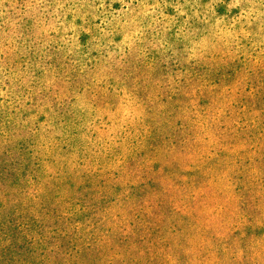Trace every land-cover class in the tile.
Here are the masks:
<instances>
[{
    "label": "rangeland",
    "instance_id": "374dc122",
    "mask_svg": "<svg viewBox=\"0 0 264 264\" xmlns=\"http://www.w3.org/2000/svg\"><path fill=\"white\" fill-rule=\"evenodd\" d=\"M174 95L225 99L247 124L264 118V0H0V175L26 172L43 184L71 176L78 197L85 184L113 195V184L149 181L153 163L190 165L189 108L184 100L174 109ZM168 113L173 119L158 131ZM172 186L164 208L137 204L148 212V239L162 238L168 219L181 220L167 215L175 197L178 214L212 225L220 245L246 215L239 207L230 217L215 212L227 201L223 191L189 199ZM114 203L103 219L119 212ZM263 205L250 215L264 217ZM217 246L192 242L196 263L220 264Z\"/></svg>",
    "mask_w": 264,
    "mask_h": 264
},
{
    "label": "trees",
    "instance_id": "16d2710c",
    "mask_svg": "<svg viewBox=\"0 0 264 264\" xmlns=\"http://www.w3.org/2000/svg\"><path fill=\"white\" fill-rule=\"evenodd\" d=\"M170 98L174 109L184 100L189 108L182 123L188 125L187 133L193 136L190 144L185 141L190 148L187 158L195 154L190 165L182 166L179 158L173 159L170 166L153 163L150 168L154 177H148L149 181L113 184V195L111 188L102 191L85 184L75 189L78 197L72 192L75 183L67 181L71 176L43 184L29 183L26 172L0 175V264H195L198 259L193 257L191 247L198 239L218 245L220 264H264V217L250 215L251 208L259 212L256 205L264 204V118L247 124L234 117V109H229L232 103L225 104V99L218 103L215 99L185 95ZM173 114L168 113L167 121L160 124L156 119V129H166ZM195 115L197 124L192 122ZM195 130L198 135H194ZM239 134L243 137L236 140ZM250 145L255 147L249 149ZM170 185L189 199L201 195L216 199L223 191L227 201L215 212L230 217L239 207L246 215L234 218L235 223L229 224L232 232L229 229L220 240L225 245H220L212 225L201 223L199 217L191 221L182 211L178 214L180 207L175 197L167 215H179L181 220L168 219L163 237L148 239L144 235L149 232L143 231L149 224L143 218L148 212H137V204L144 202L149 208V203L156 201L164 208L167 201L163 195ZM96 200L105 202L99 205ZM109 201H115L119 212L103 219L102 208ZM172 227L176 231H171ZM168 244L171 258L162 252ZM234 244L245 248L237 251Z\"/></svg>",
    "mask_w": 264,
    "mask_h": 264
}]
</instances>
